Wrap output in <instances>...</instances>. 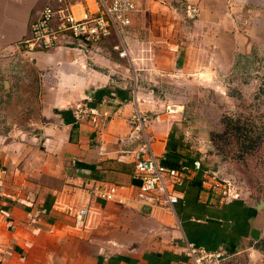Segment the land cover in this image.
<instances>
[{"label":"crops","instance_id":"obj_1","mask_svg":"<svg viewBox=\"0 0 264 264\" xmlns=\"http://www.w3.org/2000/svg\"><path fill=\"white\" fill-rule=\"evenodd\" d=\"M63 2L77 17L99 10L98 0ZM46 5L59 1L0 0V264H187L185 239L222 251L214 264L264 263L261 199L224 198L202 170L177 188L174 212L150 214L132 188L120 201L93 199L83 229L67 209L87 205L92 186L134 185L148 144L177 165L203 157L182 119L189 92L178 83L264 64V0H136L120 35L17 50ZM77 102L109 116L97 127L78 122ZM136 110L157 119L134 127Z\"/></svg>","mask_w":264,"mask_h":264},{"label":"built area","instance_id":"obj_2","mask_svg":"<svg viewBox=\"0 0 264 264\" xmlns=\"http://www.w3.org/2000/svg\"><path fill=\"white\" fill-rule=\"evenodd\" d=\"M58 1L57 7L46 5L41 9L38 17L30 22L28 35L14 45L17 50L21 49L26 53L36 50L47 51L67 40L78 46L88 43L96 44L113 33L120 35L130 25L132 14L136 10V0H98L97 13L85 12L83 16L77 17L72 12L70 3ZM126 53V47L123 46L119 55L125 56ZM72 113L76 121L86 119L94 127L99 126L109 116L106 110L88 106L83 102L75 103ZM153 119H157L156 114L136 110L129 117V123L141 129ZM197 170L203 171V181L208 182L212 188H221V184L216 181L214 175L208 177L200 159L193 160L191 166L184 163L176 166L168 165L153 154L148 144L146 156L135 162L132 175L135 180L134 185L109 183L102 188L92 186L89 188L87 205L69 206L67 209L73 217L74 227L83 229L89 215L90 202L93 199L120 201L122 193L132 188L133 200L150 214L155 208L174 212V206L179 200L177 188L183 186ZM221 195L224 198L235 196L224 188L221 189ZM1 212L5 216L8 215L4 210ZM182 254L187 264H214L224 257L220 250L208 251L187 239L184 240Z\"/></svg>","mask_w":264,"mask_h":264},{"label":"rangeland","instance_id":"obj_3","mask_svg":"<svg viewBox=\"0 0 264 264\" xmlns=\"http://www.w3.org/2000/svg\"><path fill=\"white\" fill-rule=\"evenodd\" d=\"M240 68L203 85L195 79L178 87L189 92L180 98L182 119L194 146L202 148L197 159L208 177L254 202L264 198V64Z\"/></svg>","mask_w":264,"mask_h":264},{"label":"trees","instance_id":"obj_4","mask_svg":"<svg viewBox=\"0 0 264 264\" xmlns=\"http://www.w3.org/2000/svg\"><path fill=\"white\" fill-rule=\"evenodd\" d=\"M163 163H165V164H168V165H177V163L176 162H174V161H172V160H169V159H167V158H164L163 159Z\"/></svg>","mask_w":264,"mask_h":264},{"label":"water","instance_id":"obj_5","mask_svg":"<svg viewBox=\"0 0 264 264\" xmlns=\"http://www.w3.org/2000/svg\"><path fill=\"white\" fill-rule=\"evenodd\" d=\"M258 207H263L264 206V198L261 199L259 202H258Z\"/></svg>","mask_w":264,"mask_h":264}]
</instances>
